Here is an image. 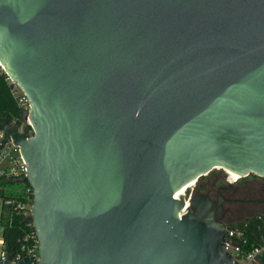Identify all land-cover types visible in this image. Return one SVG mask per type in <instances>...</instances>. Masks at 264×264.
<instances>
[{"label": "water", "instance_id": "water-1", "mask_svg": "<svg viewBox=\"0 0 264 264\" xmlns=\"http://www.w3.org/2000/svg\"><path fill=\"white\" fill-rule=\"evenodd\" d=\"M0 67L29 102L31 132L0 122L33 195L16 264H239L248 201L194 188L264 178V0H0Z\"/></svg>", "mask_w": 264, "mask_h": 264}, {"label": "trees", "instance_id": "trees-1", "mask_svg": "<svg viewBox=\"0 0 264 264\" xmlns=\"http://www.w3.org/2000/svg\"><path fill=\"white\" fill-rule=\"evenodd\" d=\"M14 87L0 68V122L6 119L10 124L31 132L30 127L25 123L27 110L19 104L18 98L13 93ZM26 188L30 186L20 180L0 177V224L7 254L21 253L22 248L28 244V241L24 239L30 230L29 227L23 222L24 218L18 210L6 204L7 201L18 198L20 192ZM228 228L237 229L243 233L247 240V245L242 246L244 250L264 243V219L260 216ZM259 264H264V256L261 257Z\"/></svg>", "mask_w": 264, "mask_h": 264}, {"label": "built area", "instance_id": "built-area-1", "mask_svg": "<svg viewBox=\"0 0 264 264\" xmlns=\"http://www.w3.org/2000/svg\"><path fill=\"white\" fill-rule=\"evenodd\" d=\"M10 83L12 82L10 81ZM14 86L13 93L18 98L19 104L28 111L29 102L27 98L18 86L15 84ZM1 138L2 134L0 133V139ZM25 176L26 164L20 157L18 147L13 146L11 142H7L0 151V177L21 181ZM32 200V190L31 188H26L20 192V196L18 198L11 199L7 201L6 204H10L18 210L22 218H24V222V220L31 215ZM188 206L189 203L187 202L185 208ZM25 224L30 229L28 233H26V237L24 239V241H28V244L26 247L22 248L21 253L13 255L12 264H16L25 256H33L36 259L38 258V240L36 238L35 230L31 224ZM228 239L229 241L226 244V251L229 252L239 264H259L261 257L264 256V243L244 250L242 246L247 245V240L244 238L241 231L233 228H228ZM7 255L9 254H7L4 249L2 227L0 224V262L4 261Z\"/></svg>", "mask_w": 264, "mask_h": 264}, {"label": "flooded vegetation", "instance_id": "flooded-vegetation-1", "mask_svg": "<svg viewBox=\"0 0 264 264\" xmlns=\"http://www.w3.org/2000/svg\"><path fill=\"white\" fill-rule=\"evenodd\" d=\"M196 193L209 195L213 200L218 199V191L224 199L244 200L247 203H224L222 222L227 223L260 215L264 217V178L249 174L235 178L222 170L201 178L195 185Z\"/></svg>", "mask_w": 264, "mask_h": 264}, {"label": "rangeland", "instance_id": "rangeland-1", "mask_svg": "<svg viewBox=\"0 0 264 264\" xmlns=\"http://www.w3.org/2000/svg\"><path fill=\"white\" fill-rule=\"evenodd\" d=\"M27 125H28V123L27 122H25ZM217 172H222V169H214L213 170V173H217ZM257 216H260L259 214L258 215H255V216H253V217H248V218H240V219H237V220H234V221H231V222H229V223H227V225H228V227L229 226H237V225H239L240 223H242V222H244V221H246V220H248V219H252V218H254V217H257ZM260 217H262V216H260ZM263 219H264V217H262Z\"/></svg>", "mask_w": 264, "mask_h": 264}, {"label": "bare ground", "instance_id": "bare-ground-1", "mask_svg": "<svg viewBox=\"0 0 264 264\" xmlns=\"http://www.w3.org/2000/svg\"><path fill=\"white\" fill-rule=\"evenodd\" d=\"M218 169V168H217ZM220 169V168H219ZM225 171V170H224ZM225 172H227L228 174H230L228 171H225ZM235 178H239V176H236V177H234V180H235ZM189 187H192V186H194V182H192V183H190L189 185H188ZM185 188H187V187H185ZM185 188H182L176 195H175V198H178L179 196H182L183 195V192H184V190H185Z\"/></svg>", "mask_w": 264, "mask_h": 264}]
</instances>
